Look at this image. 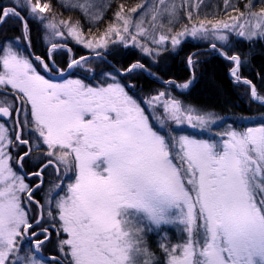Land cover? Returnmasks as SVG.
<instances>
[{"label": "snow or ice", "instance_id": "obj_1", "mask_svg": "<svg viewBox=\"0 0 264 264\" xmlns=\"http://www.w3.org/2000/svg\"><path fill=\"white\" fill-rule=\"evenodd\" d=\"M158 2L152 19L161 18V23H154L151 30L143 27L142 19L133 24L118 11L116 19L122 26L109 24L98 37L89 30L84 38L79 21L57 20L55 10L49 11L50 2L18 0L32 19L65 40L71 37L96 56L102 54L98 50L109 52L119 44L138 47L156 60L169 48L176 51L187 37L211 41L212 50L231 62L235 82L249 85L251 99L264 104L252 81L240 76L243 54H229L224 47L230 44L231 33L264 39V4L260 13L252 11V0L245 4L250 17H260L257 31L251 27L246 31L243 24L193 16L190 0L188 21L198 24L189 26L179 19L175 3ZM89 6H83L86 15ZM225 9L239 11L230 0H225ZM10 17L22 22L30 43L28 21L21 11L0 6V24ZM178 23L183 25L179 31ZM64 47L63 42L53 43L47 57L33 59L0 45V100L11 101L0 106V264H264V125L243 130L229 125L215 133L217 140L174 134L172 125L211 133V125L220 120L181 99L192 79L182 84L166 81L168 90L139 103L116 76L137 70L155 76L140 61L107 73L111 82L106 86L91 87L80 79L55 83L41 75L34 62L54 72L53 53ZM87 60L73 58L67 68L84 67ZM187 64L195 69L198 61L190 55ZM175 89L179 94L171 95ZM30 139L35 148L30 146L18 157L20 168L32 151L47 157L31 173L40 178L34 186L8 163L9 149L29 145ZM49 166L61 179L41 202L34 193ZM162 225H175L184 234L177 244L166 235L162 238L163 260L146 239L148 232ZM51 243L57 254L44 256Z\"/></svg>", "mask_w": 264, "mask_h": 264}, {"label": "trees", "instance_id": "obj_2", "mask_svg": "<svg viewBox=\"0 0 264 264\" xmlns=\"http://www.w3.org/2000/svg\"><path fill=\"white\" fill-rule=\"evenodd\" d=\"M202 1L204 2V7L202 6ZM48 2L51 4V9L49 11L55 10L57 20L64 19L66 21H79L82 26L81 30L85 33L84 38H88L87 33L89 30H93V34L98 37L107 29L109 24L122 26L123 22L117 21L116 19L115 14L118 11L121 12L122 16L131 18L132 22L133 20L139 19L144 16L146 6L150 3H147V0H108L102 13H100L98 17L95 16L97 19L95 21H90L88 15L66 0H48ZM247 2L248 0H230V3L234 4L239 11H226L225 0H215L214 2L208 3L206 0H193L191 3V11L193 16L199 15L201 18H219L224 19L225 21L236 18V20H240L248 15L249 10L245 7ZM5 4H7L6 0H0V6ZM252 4L254 5L252 11L260 13L264 0H252ZM121 6H123V10H121ZM132 8H136V12H132ZM188 8L189 2L177 7L179 10V19L183 23L189 24V26H191V23L198 24V21H188ZM241 13H243V15H241ZM35 23L36 22L32 21V19L28 20L30 29L29 44L34 55L46 57L48 47L44 45L42 33L39 30L38 24ZM167 23L168 20H166L164 24L167 25ZM182 26V24L178 23L175 25V28L179 31ZM11 37L22 38L21 24L18 20L12 17L8 22L0 26V40L7 41V39ZM69 47L71 46L69 45ZM204 47L205 45L186 41L182 43L173 54H168L166 52L161 53L157 58V64L155 66L147 65L144 60L140 59L138 52L134 49L121 53L115 52L106 55V58L119 69H124L138 60L144 63L152 73H155V75L163 81L174 80L177 84H181L191 79V72L186 66V60L188 56L192 55L194 59L198 61V64L195 69H192L193 85L181 96V99H183L186 104H191L196 108L215 113L220 120L213 128L214 130L226 125H231L236 130H243L245 127L254 124L263 125L264 105L253 102L249 97V89L247 85L242 82L237 83L230 77V62L224 60L215 53L212 54L204 50L198 51ZM225 48L228 49L229 54H243L242 60H244V63L239 70L240 76L242 79L252 81V85L256 87L258 93L264 96V39L255 41H232ZM221 50L223 51L224 49L222 48ZM72 52L74 56L79 55L77 49H73ZM193 52L196 53L192 54ZM67 58L68 57L63 50L58 51L56 49L53 53V59L56 62L57 69L62 70L66 68ZM99 64L98 68L101 71L116 73L107 61L101 60V63ZM118 77L124 85H128L126 91H128L138 103L147 99L150 95H155L158 92L170 88V86L158 84L142 72H134L123 76L118 75ZM178 94L179 92L176 90L171 92V95ZM142 106L145 105L142 104ZM171 127L175 130L174 134L185 133L198 136L199 138L209 139L208 137H205L204 133H196L195 131L181 128V125H172ZM24 138L28 139L25 135ZM22 148L23 151H25V147ZM32 154H35V152H31L30 157ZM37 167L38 166L27 164L24 168L28 173L36 170ZM47 177L49 176L44 174V179ZM171 232L173 234L174 231L172 230ZM156 235L151 236L155 239L158 237ZM171 241H174L173 243H175L173 238H171ZM158 243V240L156 243L155 240H150L148 245L151 251L163 260L164 254L158 246ZM46 248L47 251H44V255H56L51 244L46 245Z\"/></svg>", "mask_w": 264, "mask_h": 264}, {"label": "rangeland", "instance_id": "obj_3", "mask_svg": "<svg viewBox=\"0 0 264 264\" xmlns=\"http://www.w3.org/2000/svg\"><path fill=\"white\" fill-rule=\"evenodd\" d=\"M7 1V4L9 5V7H16L17 10H22L23 12L26 13V15L29 17V19L31 20L32 18L29 16L28 14V11L24 8H22L20 6V3H18V0H6ZM67 2L69 3H72L74 4L75 7H78L80 10L83 11V6L87 3L89 4V8H88V16L89 17H98V15L100 13H102L103 9L105 8L106 6V3L108 0H66ZM215 0H206V2H214ZM42 2H48V0H42ZM150 2L147 6H146V12L144 14V16L140 17L139 19H136V20H133V24L137 21H141L142 19V23H143V27L145 29H148V30H151V26L155 23V24H160L161 23V18H158L156 21H153L152 17L155 15V12L152 10L154 7H160L159 5V2L158 0H147V3ZM167 2V0H166ZM172 3H175L176 7H179L180 5L182 4H185L187 2H189V0H171ZM193 0H190V3H192ZM206 3V4H207ZM7 5V6H8ZM202 6L204 7V2L202 1ZM84 12V11H83ZM85 13V12H84ZM47 13L45 14H41V15H46ZM167 20V17H163L162 18V22L165 23ZM258 20H260V17L257 16V17H250L249 15H247V17H244L243 19H240V20H236L235 19H231L229 21H226L228 23H236V24H243L244 27H245V30L247 31V29L249 27L252 28V30L254 31H257L256 29V24L258 22ZM32 21L36 22L39 26V30L40 32L42 33V40H43V43L45 46H47V50L49 49V51L51 50V45L53 43H58V42H63L65 44V47L64 48H58L57 50L60 51V50H63L64 53L67 55V62H66V67L69 63V61L73 58H80L82 56H87V55H91L93 54L92 50L91 49H88V48H85L82 44H77L75 43V41L71 38V37H68L66 40L64 37L62 36H59V35H55L53 33V30L51 29H47L45 28L39 21L35 20V19H32ZM250 21V23H249ZM35 23V24H36ZM60 27H63V26H60ZM133 31H135V29L133 28L132 29ZM22 33V32H21ZM156 36L158 38V36L160 35V32L157 31L156 33ZM237 40H245V41H255V40H263L262 38L260 37H253V39L251 40H248L244 37H238L237 35H235L234 33H231L229 34V41L232 42V41H237ZM186 41H192L194 44H200V45H205V47L203 49L207 50L208 52L212 53V54H217L216 51L212 50L211 48V41H207V40H202V39H193L192 37H187L184 39L183 43L186 42ZM217 44L219 45V41H217ZM69 45L71 47H69ZM4 47H8V46H11L13 47L14 50H17V51H22L23 54L27 55L25 52H24V37H23V34H22V38H8L6 42H4L3 44ZM151 46V45H150ZM228 45H225L224 47H227ZM67 48H72L71 49V52L67 51ZM73 49H77L78 50V53L79 55L78 56H74L73 55ZM136 50L139 54V57L140 59L144 60L146 62L147 65H150V66H155L157 64V59L156 60H153V58L151 56H148L144 53H142L140 51V49L138 47H123L122 45H113L111 46L110 48V51L109 52H104L103 50H98V51H101V56L105 57L106 58V55H110L112 53H121V52H126L128 50ZM177 51V50H176ZM176 51H172L171 48H169L168 51H163L161 53H168V54H173L175 53ZM48 52V51H46ZM160 53V55H161ZM49 52L47 53V56H48ZM0 55H2V52H0ZM159 55V56H160ZM28 56V55H27ZM158 56V57H159ZM157 57V58H158ZM145 58V59H144ZM107 59V58H106ZM101 60L102 61H105L104 59L102 58H95V59H88L87 60V64L84 66V67H78V68H73L72 70H70L69 74L67 76H65L63 79L61 80H52L48 77H46L43 73H42V70H41V67H39V65L37 64V62H34V66L37 67V71L43 75L46 79H49L51 80L52 82H55V83H61L63 82L65 79H80L82 80V82H84L85 84H88L89 86L91 87H101V86H106V82H111L110 78L106 75L107 71H101L98 66L100 65L99 63H101ZM108 60V59H107ZM109 61V60H108ZM138 61V60H137ZM110 62V61H109ZM114 65V64H113ZM115 66V65H114ZM186 66H188L187 64V60H186ZM231 62H230V72H231ZM116 67V66H115ZM189 67V66H188ZM113 68V67H112ZM117 68V67H116ZM114 69V68H113ZM190 69V68H189ZM65 69H62V70H56L54 72H49V74L53 75V76H60V73L63 72ZM117 70H122V69H119L117 68ZM115 71V69H114ZM191 71H193L191 69ZM136 72H142L141 70H137ZM148 75L149 74V71H147ZM115 74V73H113ZM144 74V73H143ZM125 75V74H123ZM121 75V76H123ZM127 75V74H126ZM145 75V74H144ZM154 78H156L157 76H153V75H150ZM231 76V75H230ZM232 77V76H231ZM233 78V77H232ZM116 79L120 81L119 77L116 76ZM158 80H161L163 81L162 79L160 78H156ZM234 79V78H233ZM171 81V80H169ZM174 81V80H172ZM166 82V81H164ZM176 82V81H175ZM187 82V81H186ZM185 83V82H184ZM122 85H124L122 82H121ZM159 84V83H158ZM177 84V83H176ZM182 84V83H181ZM161 85H165V86H169L167 83H164V84H161ZM248 89H249V96H250V88H249V85H247ZM126 90V89H125ZM177 91V89H175ZM179 90V89H178ZM180 91V90H179ZM178 91V92H179ZM185 92H187V90H185ZM130 95V94H129ZM14 99V98H13ZM11 101H8L7 103H10ZM7 103L4 101V100H0V106H7ZM0 122H3V121H0ZM216 124H213L211 125V128H212V132L209 133V132H206V131H202L200 129H194L188 125H181V128H186L190 131H195L196 133H204L205 137H208L213 140H217L219 139V137H217L215 135L216 132H220V131H224V129L226 127H228L229 125H226L224 127H221V128H218L217 130H214L213 128L215 127ZM264 125V124H263ZM9 127V131H13V126L11 125V123H9L7 125ZM259 126H262V124H254V125H251V126H247V127H259ZM246 128V127H245ZM181 134H184V135H188V134H185V133H181ZM24 135L27 136V138H29V133L27 130H25L24 132ZM190 137H194V138H198V136H195V135H188ZM35 140L34 139H30V146L34 149L35 148ZM22 147H25L24 145H19L17 147H12L9 149L11 155H12V159L8 161L9 165H11L13 167V170L14 171H17L16 170V167H17V164H18V157L19 156H22L24 155L25 151H23V148ZM43 148L46 149V146H42ZM32 152H35V154H32L31 157L23 160V163L25 164L26 162L29 161L30 159V163L33 164L34 166L36 165H39L43 162H45L47 160V157L46 156H43V153L42 152H37V151H32ZM25 161V162H24ZM61 167V172L63 171V165H60ZM19 172V171H17ZM20 173V172H19ZM22 174V173H20ZM25 174H28L26 171H25ZM71 175V173L69 174ZM61 177H47L44 179L43 181V184L41 186L40 189H38L34 195L36 197L37 200H40L41 202L44 201V198H45V195L49 192L51 186L53 184H56L60 181ZM39 182V179L38 177H31V178H26L25 179V183H28L30 185H35L36 183ZM61 195H63V193H60ZM55 195V194H54ZM32 214H34V206H33V212ZM174 231L173 234L171 231ZM158 234V235H156ZM151 235H156L159 237H156L155 239L151 236ZM167 236V239L168 241L171 242V244H177V243H180L182 242V239H183V233L175 226V225H162L160 227V229L156 230V231H151V232H148L147 235H146V239H147V242L149 244V241H153L155 240V243L157 242V240L159 241V247H160V243L162 241V238L164 236ZM173 236V237H172ZM171 238H173L175 240V243H173L174 241H171ZM54 239V237H53ZM53 248H54V251L56 252L57 254V250H56V245L55 243H51ZM44 251H47V248L45 247V249L43 250V253ZM44 255V254H43ZM51 256V255H50Z\"/></svg>", "mask_w": 264, "mask_h": 264}, {"label": "water", "instance_id": "obj_4", "mask_svg": "<svg viewBox=\"0 0 264 264\" xmlns=\"http://www.w3.org/2000/svg\"><path fill=\"white\" fill-rule=\"evenodd\" d=\"M24 36V35H23ZM24 41H25V46H26V50H27V53H28V55H29V57L30 58H33L34 59V55L32 54V52H31V49H30V47H29V44H28V41H27V39H25L24 38ZM218 53V55L221 57V58H223L224 60H226L219 52H217ZM83 57H87L88 59H92V58H102V59H104L105 61H107L110 65H111V67H113L116 71H117V68L111 63V62H109L105 57H103V56H96V55H94V54H91V55H87V56H83ZM228 61V60H227ZM230 62V61H229ZM42 71H43V73L48 77V78H50V79H52V80H61V79H63L65 76H67L68 74H69V72H70V70L66 67V69L62 72L63 73V75H61L60 74V76H53V75H51V74H49V72H46V71H44L43 69H42ZM143 73L147 76V77H149L150 79H152V80H154V81H156L157 83H159V84H164L165 82L164 81H161V80H158V79H156V78H154V77H152V76H150V75H148V73H147V71H143ZM121 75H123V73L121 74ZM192 80H193V78H191ZM172 81V80H171ZM178 90V89H177ZM179 91V90H178ZM250 99H251V87H250ZM252 100V99H251ZM253 101V100H252ZM253 102H255V103H258V104H260V105H264V104H261V103H259V102H256V101H253ZM8 118H4V120H7ZM19 167V166H18ZM20 168V167H19ZM23 174H24V172H23ZM31 176V174L30 175H26V178H28V177H30ZM47 257H50V256H47Z\"/></svg>", "mask_w": 264, "mask_h": 264}, {"label": "flooded vegetation", "instance_id": "obj_5", "mask_svg": "<svg viewBox=\"0 0 264 264\" xmlns=\"http://www.w3.org/2000/svg\"><path fill=\"white\" fill-rule=\"evenodd\" d=\"M3 6H5V7H9V5L7 6V4H5V5H3ZM19 11H20V10H19ZM21 14L25 17V19H26L27 21L29 20V19H28V16L26 15L25 12H22V11H21ZM10 18H11V17H10ZM10 18L6 19L2 24L8 22V20H9ZM15 19H16V18H15ZM16 20H18V21L20 22V24L22 25V22H21L19 19H16ZM2 24H0V26H1ZM21 30H23L22 26H21ZM4 42H5L4 40H0V45H3ZM46 57H47V53H46ZM46 62L49 63V61H46ZM24 146H25V150H26V151H29L30 143H29V145H24ZM26 151H25V152H26ZM30 154H31V153H30ZM25 157H26L25 159H27V158L30 157V155H29V156H25ZM24 162H25V161H24ZM27 164H29V165H31V166H34L33 164L30 163V159H29V161L26 162V164L23 163V168H22V169L19 168V167H20V163L18 162L17 167H16V170L19 171V172L22 173V174H23V172H24V174H25V168H24V167H25ZM18 165H19V167H18ZM41 165H42V163L39 164V165H36V166H38L36 170H38L39 167H40ZM36 170H34V171H36ZM34 171H30V172H28V174H31V173L34 172ZM44 174H46L47 176H50V177H57V174H56L54 168L51 167V166H49L48 168L44 169V172H43V174H42V175H43V181H44ZM30 177H35V176H32V175H31ZM39 181H40V180H39ZM45 226H47V225H45ZM52 231H53V234H54V233H55V229H52Z\"/></svg>", "mask_w": 264, "mask_h": 264}, {"label": "bare ground", "instance_id": "obj_6", "mask_svg": "<svg viewBox=\"0 0 264 264\" xmlns=\"http://www.w3.org/2000/svg\"><path fill=\"white\" fill-rule=\"evenodd\" d=\"M22 26V25H21ZM52 245V244H51ZM44 254V253H43ZM46 256H50V255H46ZM52 256V255H51Z\"/></svg>", "mask_w": 264, "mask_h": 264}]
</instances>
